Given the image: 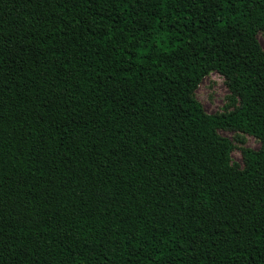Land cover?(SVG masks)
<instances>
[{"label": "trees", "instance_id": "16d2710c", "mask_svg": "<svg viewBox=\"0 0 264 264\" xmlns=\"http://www.w3.org/2000/svg\"><path fill=\"white\" fill-rule=\"evenodd\" d=\"M259 31L264 0H0V264H264ZM212 70L236 109L191 97Z\"/></svg>", "mask_w": 264, "mask_h": 264}, {"label": "rangeland", "instance_id": "374dc122", "mask_svg": "<svg viewBox=\"0 0 264 264\" xmlns=\"http://www.w3.org/2000/svg\"><path fill=\"white\" fill-rule=\"evenodd\" d=\"M256 38L264 50V31L257 32ZM191 97L198 101L203 111L208 114L231 111L240 105L239 96L228 89L225 77L215 70L201 78L191 92ZM217 131L231 141L230 161L239 168L244 166L243 151L257 150L260 145L259 138L238 129L219 128Z\"/></svg>", "mask_w": 264, "mask_h": 264}]
</instances>
